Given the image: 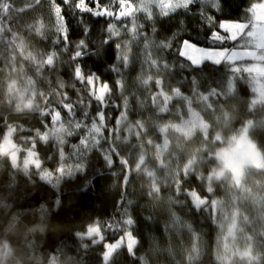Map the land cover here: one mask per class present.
I'll return each instance as SVG.
<instances>
[{
  "label": "trees",
  "instance_id": "trees-1",
  "mask_svg": "<svg viewBox=\"0 0 264 264\" xmlns=\"http://www.w3.org/2000/svg\"><path fill=\"white\" fill-rule=\"evenodd\" d=\"M122 1L135 10L118 16ZM79 2L0 0V143L12 128L19 148L18 165L0 154V264H226L224 208L213 201L232 209L239 188L221 179L210 189L209 175L248 123L264 163V46L193 64L181 44L237 48L220 22H251L257 0H187L170 11L87 0L105 14ZM90 76L108 85L105 104ZM191 112L205 129L185 135L176 125ZM30 148L40 168L23 166ZM244 186L257 194L245 196L250 225L238 229L252 256L228 263L264 264V164L248 168ZM192 191L207 203L196 206ZM93 224L100 239L85 234ZM126 229L135 247L106 260Z\"/></svg>",
  "mask_w": 264,
  "mask_h": 264
},
{
  "label": "rangeland",
  "instance_id": "rangeland-1",
  "mask_svg": "<svg viewBox=\"0 0 264 264\" xmlns=\"http://www.w3.org/2000/svg\"><path fill=\"white\" fill-rule=\"evenodd\" d=\"M186 1L187 0H139V4H143V2L144 4L149 3L156 5L162 11H170L176 6L185 4ZM121 6L124 9L122 12L119 11L117 13L118 16L125 10L128 12H133L135 10L133 6L125 1L121 2ZM250 9L254 12V19L251 22L239 20L234 21L229 19L221 20L220 22V27L226 34L225 36H227L230 40H236L238 38L240 46H237V48L227 46L224 48H213L208 46L203 47L195 43L184 44V40L181 44V55L189 58L193 64H200L205 60H209L214 63L227 60L237 61L238 59L248 57L253 50L259 48V46H264V0H257V2ZM93 12L101 14L109 13L106 8L101 11L94 9ZM213 35L214 38H223L218 31H215ZM196 61H198V63ZM87 80L91 86L93 95L105 104V99L109 90L108 85L107 88L101 92V88L106 83L101 82L98 76H90ZM99 116L100 124H104V116L102 113H99ZM124 122L125 117L120 114L118 123L121 125V123ZM250 124L251 123H248L242 128L240 135L233 143H231V145L218 150L217 154H219V163L209 175L208 187L210 189L212 181L221 179H225L230 185L239 188V194L237 197H234L231 207L232 209L226 210V206L221 204L219 200L217 202L216 200L213 201L218 208H224V214L221 218L223 219L224 226L222 228L219 241L221 257L224 259L226 264H229L228 262L230 260H234L236 263H239L240 259L238 258L247 261V259L252 256V251L248 245V235H239L240 231L238 230L239 228H244L250 225L248 212H245L247 205V202L245 204L244 201L246 199L245 196L249 195V198L251 199L257 197V194L256 192L254 194L253 189H247V186H244V179L246 178L247 170L249 167H262L264 164L262 153L256 146L255 142H253L248 135L247 128ZM197 127L204 130L205 124L202 122L200 116L193 112L190 113L189 117L176 125V128L185 135L190 134ZM12 132V128H9L2 139V143H0V154H9L13 164L18 165L19 163H17V160L19 156V148L16 142L13 141ZM23 163L24 167L31 165L35 168L41 167V162L37 157V153L32 148L27 150V155L24 157ZM46 173H44L46 176L45 179L51 180V177H49L50 173ZM191 196L194 199L195 205L198 207L208 201V198L201 197L193 191L191 192ZM90 229H98V231ZM85 234L89 236L97 234L99 239L101 237L99 228L95 224L90 226ZM129 234L130 231L126 229L122 237L115 240L113 243L106 244L107 248L104 253L106 260H108L116 249L120 247L127 246L130 251L133 250L136 240L131 234V239L135 242L131 243V248H129Z\"/></svg>",
  "mask_w": 264,
  "mask_h": 264
},
{
  "label": "snow or ice",
  "instance_id": "snow-or-ice-1",
  "mask_svg": "<svg viewBox=\"0 0 264 264\" xmlns=\"http://www.w3.org/2000/svg\"><path fill=\"white\" fill-rule=\"evenodd\" d=\"M64 2H67V0H64ZM93 4L98 6L99 0H93ZM77 6L81 9V11H90V12L93 11V7L87 3V0H80V2L78 3ZM57 11L62 12V8H60L58 6ZM81 43H83V41H81ZM183 43L184 44H194V42L188 41V40H185ZM196 62L198 63V61H196ZM79 74H80V70L77 69V75H79ZM106 88H107V84L103 85V87L101 88V92H103ZM129 223H131V221H129ZM90 230L98 231V229H90ZM129 237H130L129 248H131V243H134L135 241L131 239V233L129 234Z\"/></svg>",
  "mask_w": 264,
  "mask_h": 264
}]
</instances>
